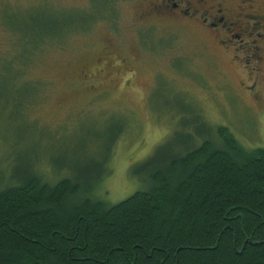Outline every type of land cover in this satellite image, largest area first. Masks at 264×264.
<instances>
[{"label":"rangeland","instance_id":"obj_1","mask_svg":"<svg viewBox=\"0 0 264 264\" xmlns=\"http://www.w3.org/2000/svg\"><path fill=\"white\" fill-rule=\"evenodd\" d=\"M149 1L115 0L90 21L98 0H0V182L30 169L115 204L143 188L145 160L219 145L217 126L264 148V46L254 72L209 29L147 14ZM244 7L264 17V0ZM47 14L71 31L45 39Z\"/></svg>","mask_w":264,"mask_h":264},{"label":"trees","instance_id":"obj_2","mask_svg":"<svg viewBox=\"0 0 264 264\" xmlns=\"http://www.w3.org/2000/svg\"><path fill=\"white\" fill-rule=\"evenodd\" d=\"M114 2L98 0L90 21L112 17ZM47 17L45 39L72 29L71 18ZM214 131L219 145L204 140L145 160L143 188L115 204L75 198L81 185L68 178L50 185L30 169L7 177L0 264H264V148Z\"/></svg>","mask_w":264,"mask_h":264},{"label":"flooded vegetation","instance_id":"obj_3","mask_svg":"<svg viewBox=\"0 0 264 264\" xmlns=\"http://www.w3.org/2000/svg\"><path fill=\"white\" fill-rule=\"evenodd\" d=\"M244 5L251 7V0H150L146 13L159 18L170 15L209 29L225 49L232 46L236 53H242L250 67V62L260 61L264 17L245 12ZM250 70L258 68L251 65Z\"/></svg>","mask_w":264,"mask_h":264}]
</instances>
